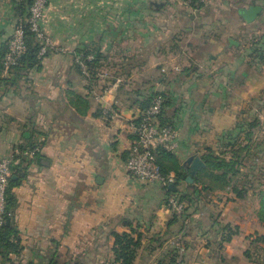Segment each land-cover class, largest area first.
I'll use <instances>...</instances> for the list:
<instances>
[{
  "label": "crops",
  "instance_id": "obj_1",
  "mask_svg": "<svg viewBox=\"0 0 264 264\" xmlns=\"http://www.w3.org/2000/svg\"><path fill=\"white\" fill-rule=\"evenodd\" d=\"M202 12L179 0H49L41 25L66 51L51 52L11 83L1 61L18 6L0 0V158H16L32 143L40 149L27 155V175L13 189L22 244L11 255L15 264H48L53 257L115 264L111 232L132 228L143 235L135 264H157L173 246L183 264H254L245 252L264 235V223L257 204L247 205L252 191L238 198L203 190L198 203L183 200L190 215L172 221L164 185L126 169L138 118L156 92L165 94L160 122L178 129L172 152L187 174L192 154L221 151L240 120L264 111V61L250 49L264 34L245 44L221 35L196 42ZM263 23L264 6L248 25L254 32ZM83 48L100 52V70L111 77L89 79L79 71L75 56ZM189 184L185 177L175 185L187 191ZM226 224L239 227L230 242L222 241Z\"/></svg>",
  "mask_w": 264,
  "mask_h": 264
},
{
  "label": "trees",
  "instance_id": "obj_2",
  "mask_svg": "<svg viewBox=\"0 0 264 264\" xmlns=\"http://www.w3.org/2000/svg\"><path fill=\"white\" fill-rule=\"evenodd\" d=\"M31 1L32 0H15V3L18 6L17 22L22 21L24 24H26L27 18L29 16V7ZM25 39L27 49L20 57L18 64L13 68L15 78L12 77L13 74L9 78H6L11 83L16 81L19 72H26L31 68L38 66L41 59L45 57L43 56L41 58L39 56L41 47L40 42L36 38L35 33L29 29L28 25L25 26ZM8 42L2 54V59L8 49ZM250 49L252 51V57H258L261 61H264V35L260 36L259 38H255L252 41ZM78 53H83L85 56L88 53L95 54V58L88 62L90 68V73L88 76L82 73L78 63H76L79 71L84 76L89 79L95 78L103 65L100 62L102 59L100 52H98L97 49L83 48L79 49L76 54ZM161 94L165 97L163 92H161ZM153 97L154 95L150 97L144 109L151 103ZM259 101L260 98H254L252 103L256 104ZM165 105L166 97L163 103L162 112L159 115V120ZM249 116L250 118H243L240 120L237 126L227 134L226 141L223 144L224 149L222 148L221 151L217 152V150L212 147L207 148V151L202 155V159L206 166L199 170L198 175L194 177V184H189L190 188L187 191L169 189L168 185H164L163 187L168 192V194L176 197L181 202H183V200L186 198L190 201H193L195 204L200 201L198 195H200V192L203 190H229L233 192L238 198H244L250 191H252V193H256V195L259 197L260 206L257 209V216L259 220L264 223V185L262 188L257 190V185L255 184L254 180L256 177L254 174V169L256 168L254 166L255 164H252L249 170H245L246 167L244 164V160L248 156L251 157L255 154H264V140H261L257 143L254 141V131L260 123L259 116L258 114L252 112L249 113ZM34 147V143L30 144L29 146H23L21 148L22 154L15 158L16 160L12 165V174L7 189L6 221L4 225L0 227V264H15L11 258V255L18 254L22 250L19 231L13 221L14 209L17 204L13 189L14 187L18 186L22 179L27 175L28 165L32 162V160L27 155L23 154V152ZM153 153L155 155L156 162L159 164L164 175H170V172L173 170L175 172L174 183L176 185H178L180 180H185L188 171L184 172V170H182V166L172 150H169L163 146H157L153 149ZM36 155H38V152L33 157H36ZM17 160L19 161L18 163H16ZM24 161H26L27 164L25 166H21ZM187 211L188 207L186 206L180 215L174 213L172 221H177L181 217L183 219L188 217L190 213ZM8 220L10 221L8 222ZM238 233V226L226 224L224 226V235L222 241L230 242ZM111 234L114 237V245L112 247L113 262L115 264H135L138 249L142 245V233L137 231L136 228H132L130 232H118L113 230ZM160 242L161 237L153 238L151 245L153 243ZM261 245L264 248V235L257 234L254 240H252L250 243V247L245 252L246 257L254 264H264V257L259 256L258 252L255 251V248H262ZM167 256V259H161L157 264H183V261L181 260L180 262L179 260V251L176 246H173L170 249ZM48 264L83 263L80 261L58 262L56 258L53 257Z\"/></svg>",
  "mask_w": 264,
  "mask_h": 264
},
{
  "label": "built area",
  "instance_id": "obj_3",
  "mask_svg": "<svg viewBox=\"0 0 264 264\" xmlns=\"http://www.w3.org/2000/svg\"><path fill=\"white\" fill-rule=\"evenodd\" d=\"M48 1L32 0L26 24L22 21L16 23L14 32L8 42V49L2 59V76L9 78L13 74L14 66L18 64L20 57L27 49L25 39L26 25L35 33L36 38L40 42L39 56L41 58L51 52L66 51V48L58 45L54 38L42 28L41 22ZM94 58L95 54L93 53H88L86 56L83 53L76 54L75 61L83 74L89 75L88 62ZM174 69L180 70V67L175 66ZM109 73L110 70L102 69L99 72V77H107ZM164 101L165 97L161 92H156L151 103L143 109L139 116L135 126L136 140L131 147L126 169L142 182H160L163 185H167L170 181L174 182L175 176L172 174L166 176L162 173L159 164L156 162L153 149L157 146H163L169 150H175L179 145V132L173 125L160 123L159 115L162 112ZM39 150V147H34L24 153L33 157ZM14 162L15 155L0 158V227L6 221L7 189ZM169 206L173 213L180 215L185 208V203L171 196L169 198Z\"/></svg>",
  "mask_w": 264,
  "mask_h": 264
},
{
  "label": "rangeland",
  "instance_id": "obj_4",
  "mask_svg": "<svg viewBox=\"0 0 264 264\" xmlns=\"http://www.w3.org/2000/svg\"><path fill=\"white\" fill-rule=\"evenodd\" d=\"M264 0H179L180 3L183 2L185 6L193 7L196 11H203L201 13L200 21H202V27L193 29V37H196V42L206 43L211 35H221L225 39L228 36L236 37L238 40L242 41L244 44L248 43L252 36L264 34V23L259 27L258 30L252 32L251 28L244 19L241 18L238 9L246 8L252 4H261L264 6ZM209 4V5H207ZM195 30V31H194ZM189 50H194V44L188 46ZM198 48V47H196ZM100 72V71H99ZM109 76L102 77L108 78ZM99 76V73H98ZM260 118L259 125L255 128L254 137L255 142H260L264 140V111H260L258 114ZM245 170H249L252 164H255L254 178L255 184L257 185V190L262 188L264 185V154L262 155H252L251 157L245 158ZM251 200V201H249ZM260 206L259 197L256 193H252L248 197L247 205ZM262 246V245H261ZM259 256L264 257V248H255Z\"/></svg>",
  "mask_w": 264,
  "mask_h": 264
},
{
  "label": "water",
  "instance_id": "obj_5",
  "mask_svg": "<svg viewBox=\"0 0 264 264\" xmlns=\"http://www.w3.org/2000/svg\"><path fill=\"white\" fill-rule=\"evenodd\" d=\"M263 10V6L261 4H252L249 7H242L239 8V13L241 17L248 23L253 22L256 18L259 17ZM230 44H238L237 41H235L233 38H229ZM185 166L190 169L189 174L186 175V181L188 183H193L194 182V177L198 173V171L205 167L206 164L203 161V159L197 155V154H192L185 163ZM168 187L169 189L176 190V185L174 182H168ZM10 220H8L9 222Z\"/></svg>",
  "mask_w": 264,
  "mask_h": 264
}]
</instances>
